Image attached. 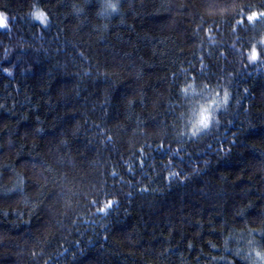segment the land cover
Here are the masks:
<instances>
[{
	"label": "trees",
	"instance_id": "1",
	"mask_svg": "<svg viewBox=\"0 0 264 264\" xmlns=\"http://www.w3.org/2000/svg\"><path fill=\"white\" fill-rule=\"evenodd\" d=\"M100 5L0 0V264H253L264 0Z\"/></svg>",
	"mask_w": 264,
	"mask_h": 264
},
{
	"label": "clouds",
	"instance_id": "2",
	"mask_svg": "<svg viewBox=\"0 0 264 264\" xmlns=\"http://www.w3.org/2000/svg\"><path fill=\"white\" fill-rule=\"evenodd\" d=\"M121 0H101L100 8L98 9L101 17L111 19L113 16L120 15ZM30 19L38 22L40 25H46L49 21L48 14L39 6L34 5L30 12ZM6 20L5 14H0V27L4 26ZM227 93H225V98ZM214 109H208L200 113L198 118H195L191 126V134L197 135L200 131L208 129L213 120ZM253 264H264V251L256 248L252 249Z\"/></svg>",
	"mask_w": 264,
	"mask_h": 264
},
{
	"label": "snow or ice",
	"instance_id": "3",
	"mask_svg": "<svg viewBox=\"0 0 264 264\" xmlns=\"http://www.w3.org/2000/svg\"><path fill=\"white\" fill-rule=\"evenodd\" d=\"M261 15H264V13H261ZM254 19H256V14L255 13H253L250 16H248V20L249 21H252ZM5 22H6V20L4 21V25H5ZM256 59H257V51H256L255 47H253V50H252L251 55H250V60L255 61ZM184 91L187 92V89H185ZM213 104H215V101H213L211 104H208L206 106H201L199 111L196 113V118L199 117L201 112L213 108L212 107ZM110 206H111V202L106 206V208L110 207Z\"/></svg>",
	"mask_w": 264,
	"mask_h": 264
}]
</instances>
